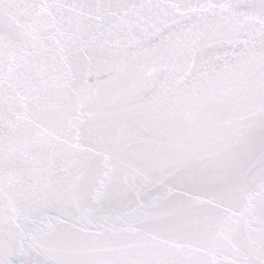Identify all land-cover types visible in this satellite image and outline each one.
<instances>
[{"label":"snow or ice","instance_id":"6c2138e0","mask_svg":"<svg viewBox=\"0 0 264 264\" xmlns=\"http://www.w3.org/2000/svg\"><path fill=\"white\" fill-rule=\"evenodd\" d=\"M0 264H264V0H0Z\"/></svg>","mask_w":264,"mask_h":264}]
</instances>
